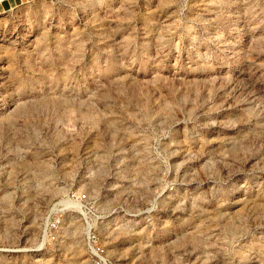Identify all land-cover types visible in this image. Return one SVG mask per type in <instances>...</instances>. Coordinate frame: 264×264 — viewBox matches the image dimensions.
<instances>
[{
    "label": "rangeland",
    "instance_id": "obj_1",
    "mask_svg": "<svg viewBox=\"0 0 264 264\" xmlns=\"http://www.w3.org/2000/svg\"><path fill=\"white\" fill-rule=\"evenodd\" d=\"M88 232L108 264H264V0L0 10V264H96Z\"/></svg>",
    "mask_w": 264,
    "mask_h": 264
},
{
    "label": "built area",
    "instance_id": "obj_2",
    "mask_svg": "<svg viewBox=\"0 0 264 264\" xmlns=\"http://www.w3.org/2000/svg\"><path fill=\"white\" fill-rule=\"evenodd\" d=\"M79 198L84 200L86 196L84 194H81ZM52 226H56V223H53ZM94 238L95 235L88 232L86 245L91 254V257L94 259L96 264H108L107 260L103 256L102 248L95 244Z\"/></svg>",
    "mask_w": 264,
    "mask_h": 264
},
{
    "label": "crops",
    "instance_id": "obj_3",
    "mask_svg": "<svg viewBox=\"0 0 264 264\" xmlns=\"http://www.w3.org/2000/svg\"><path fill=\"white\" fill-rule=\"evenodd\" d=\"M28 0H2L0 1V10H7Z\"/></svg>",
    "mask_w": 264,
    "mask_h": 264
},
{
    "label": "bare ground",
    "instance_id": "obj_4",
    "mask_svg": "<svg viewBox=\"0 0 264 264\" xmlns=\"http://www.w3.org/2000/svg\"><path fill=\"white\" fill-rule=\"evenodd\" d=\"M1 1V0H0Z\"/></svg>",
    "mask_w": 264,
    "mask_h": 264
}]
</instances>
